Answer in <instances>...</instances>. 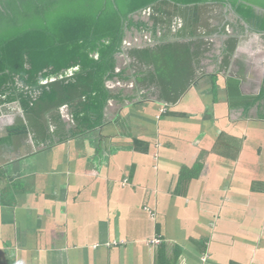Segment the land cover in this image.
<instances>
[{"label":"crops","instance_id":"obj_1","mask_svg":"<svg viewBox=\"0 0 264 264\" xmlns=\"http://www.w3.org/2000/svg\"><path fill=\"white\" fill-rule=\"evenodd\" d=\"M164 5L126 32L99 126L0 107V264H264V27Z\"/></svg>","mask_w":264,"mask_h":264},{"label":"trees","instance_id":"obj_2","mask_svg":"<svg viewBox=\"0 0 264 264\" xmlns=\"http://www.w3.org/2000/svg\"><path fill=\"white\" fill-rule=\"evenodd\" d=\"M160 2L231 5L264 27V0H0V107L20 102L35 115L66 103L77 122L99 126L126 32L145 28L135 16Z\"/></svg>","mask_w":264,"mask_h":264},{"label":"rangeland","instance_id":"obj_3","mask_svg":"<svg viewBox=\"0 0 264 264\" xmlns=\"http://www.w3.org/2000/svg\"><path fill=\"white\" fill-rule=\"evenodd\" d=\"M165 3H163V2H160L159 4H157L156 6H155V11H157V9H161V8H163V6H165L164 5ZM201 8H203V7H200L199 5H197V6H195V7H192V8H186V9H184V8H177V7H171L170 9H174V10H178V12L180 13V14H184V16L185 17H187L188 19H189V16L191 15V12H196V11H198V10H200ZM191 9H193V10H191ZM150 12V14H153V13H155V12H153V9H151V8H149L148 10H144V11H142L141 12V14H140V16H141V18L142 17H144V16H146V14H148ZM199 21H201L203 24H206V20L205 19H203L202 18V15H201V17H199L198 18V22ZM126 42V43H125ZM138 42H140V41H138ZM124 43H125V49H127V50H129L128 49V47L130 48V46L131 45H133V44H131V45H127V41H126V39L124 40ZM134 43V42H133ZM173 52H171V53H169V54H172ZM126 55H124V57H125ZM169 60V62H170V64H169V62L168 63H165V64H163V67H162V69H161V72H165V74H167L169 71L168 70H172V72H176L175 71V69H174V65H172L173 63H176V62H172L173 61V58H169L168 59ZM128 61H122V65H125L126 63H127ZM168 71V72H167ZM143 101V100H142ZM142 108L143 109H148L149 108V106L148 105H142ZM162 112V111H161ZM163 113V112H162ZM158 118H159V116H158ZM124 129H126L125 127L123 128V130ZM45 132V130L42 132V133H44ZM101 229L102 230H104L105 229V226H101Z\"/></svg>","mask_w":264,"mask_h":264},{"label":"water","instance_id":"obj_4","mask_svg":"<svg viewBox=\"0 0 264 264\" xmlns=\"http://www.w3.org/2000/svg\"><path fill=\"white\" fill-rule=\"evenodd\" d=\"M137 17V15L135 16V18Z\"/></svg>","mask_w":264,"mask_h":264}]
</instances>
